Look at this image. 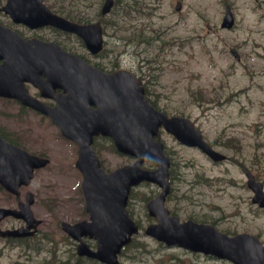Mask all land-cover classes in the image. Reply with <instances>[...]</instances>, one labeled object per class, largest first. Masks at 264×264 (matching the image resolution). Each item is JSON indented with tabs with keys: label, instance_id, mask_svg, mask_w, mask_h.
Returning a JSON list of instances; mask_svg holds the SVG:
<instances>
[{
	"label": "rangeland",
	"instance_id": "374dc122",
	"mask_svg": "<svg viewBox=\"0 0 264 264\" xmlns=\"http://www.w3.org/2000/svg\"><path fill=\"white\" fill-rule=\"evenodd\" d=\"M103 1L46 0L67 16L102 19L103 57L114 67L145 78L157 106L190 117L228 156L214 162L162 131L173 165L166 205L181 220H211L224 231L256 234L264 244V209L252 203L245 174L251 170L264 184V0H115L111 13L102 16ZM226 5L235 16L231 28L221 25ZM57 37L72 51L98 60L74 35ZM0 129L27 150L50 159L21 191L22 199L26 190L35 194L33 210L42 219L38 233L26 246L0 237V264H97L84 258L78 262L76 243L61 227L62 220L74 223L88 217L82 174L75 165L77 145L62 136L50 118L23 111L7 98H0ZM99 151L108 170L134 160L111 150L108 141L100 142ZM144 184L134 191L131 208L145 227L152 220L143 199L155 195L158 187ZM17 201L0 189V206H15ZM18 224L8 217L0 221V228ZM120 260L121 264H232L168 247L144 231Z\"/></svg>",
	"mask_w": 264,
	"mask_h": 264
},
{
	"label": "water",
	"instance_id": "95a60500",
	"mask_svg": "<svg viewBox=\"0 0 264 264\" xmlns=\"http://www.w3.org/2000/svg\"><path fill=\"white\" fill-rule=\"evenodd\" d=\"M114 0H105L102 12L110 11ZM16 21L32 26L52 23L75 32L86 40L87 47L96 53L102 49L100 23L83 25L51 14L42 0H9L5 7ZM234 16L229 7L222 26L231 27ZM0 95L16 96L23 103L50 114L60 125L63 134L78 143L77 165L84 173L83 188L91 220L75 224L63 223L74 237L95 236L100 251L97 256L109 264H119L117 254L131 235L138 231V224L129 215L127 203L131 187L142 180L155 181L163 191L148 202L152 215L158 223L150 224L146 232L167 242L194 251L212 253L228 258L235 264H264V247L255 235L241 233L230 236L218 231L213 225L198 223L192 219L181 222L178 216H170L165 206L170 189V158L164 145L155 140L160 126L174 133L189 145H195L219 161L225 155L215 150L202 136L194 122L183 116L169 117L155 108L145 98L141 79L131 71L119 69L105 73L88 63L78 54L63 49L54 41L25 40L17 32L0 24ZM41 74H45L44 79ZM25 80H32L42 90V95L52 97L57 104L48 105L31 96ZM63 88L57 95L56 88ZM113 138L121 152L138 157L127 164L106 173L91 146L95 135ZM48 159L28 153L0 134V183L19 194L22 184H29L36 167L44 166ZM144 161L159 165L156 169L142 167ZM249 186L254 190L253 201L264 206L263 184L248 172ZM21 202V209L0 207V219L9 214L22 217L27 227L0 230L2 235L26 236L34 231L38 220L33 216L30 204ZM80 253H91L88 244L78 245Z\"/></svg>",
	"mask_w": 264,
	"mask_h": 264
},
{
	"label": "flooded vegetation",
	"instance_id": "af4514ba",
	"mask_svg": "<svg viewBox=\"0 0 264 264\" xmlns=\"http://www.w3.org/2000/svg\"><path fill=\"white\" fill-rule=\"evenodd\" d=\"M9 24H13V23L10 21ZM14 25L17 27L16 29H18L26 37L37 36V37L44 39V40L51 39L52 30H54V28L52 26H49V25L42 26V27H36V28H32L28 25L21 24V23L14 24ZM101 54L102 53L96 55L98 57V65L100 67H102L103 69H105L106 71H110L112 69L111 68V61L109 59H105V57H102ZM28 88L30 89V91L32 93H34L36 95L40 94L39 91L32 84L28 83Z\"/></svg>",
	"mask_w": 264,
	"mask_h": 264
},
{
	"label": "trees",
	"instance_id": "16d2710c",
	"mask_svg": "<svg viewBox=\"0 0 264 264\" xmlns=\"http://www.w3.org/2000/svg\"><path fill=\"white\" fill-rule=\"evenodd\" d=\"M81 259H79L78 261H80Z\"/></svg>",
	"mask_w": 264,
	"mask_h": 264
}]
</instances>
